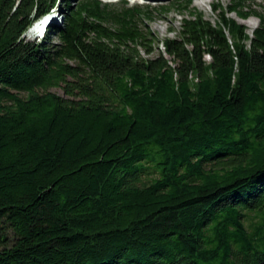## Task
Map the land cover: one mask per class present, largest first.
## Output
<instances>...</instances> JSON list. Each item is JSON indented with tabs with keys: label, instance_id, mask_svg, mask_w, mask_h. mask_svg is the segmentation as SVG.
<instances>
[{
	"label": "trees",
	"instance_id": "trees-1",
	"mask_svg": "<svg viewBox=\"0 0 264 264\" xmlns=\"http://www.w3.org/2000/svg\"><path fill=\"white\" fill-rule=\"evenodd\" d=\"M192 1L0 0V264H264V11Z\"/></svg>",
	"mask_w": 264,
	"mask_h": 264
},
{
	"label": "rangeland",
	"instance_id": "rangeland-1",
	"mask_svg": "<svg viewBox=\"0 0 264 264\" xmlns=\"http://www.w3.org/2000/svg\"><path fill=\"white\" fill-rule=\"evenodd\" d=\"M77 0H71L72 3L76 2ZM129 5L132 4H141V1H145L143 5H149L150 7H160V6H169L170 11L167 13H154V19L152 22H148V26L154 33L155 37L158 40H163L167 37H174L176 36L177 30L180 28V20L181 16L177 13L180 10L177 7L172 6L173 0H127ZM219 3L220 5H227L228 0H193L192 6L195 7L197 10L201 11L204 17L212 22H214L216 16L211 9L212 4ZM245 4L249 6L250 10L255 11H264V0H246ZM62 7H56L53 10V20L55 23H61V13L60 10ZM51 15V16H52ZM230 16L239 22H242L247 27V32L251 35L253 29H255L258 25V18L254 16H249L247 19H239L234 13H231ZM35 30V29H34ZM25 37L28 40H35L38 41L42 38H36L34 34L29 32V30L25 33ZM154 49L149 57H154L157 55V43L153 45ZM51 91L57 92L62 95V91L59 88H51ZM20 95H25V93L21 92Z\"/></svg>",
	"mask_w": 264,
	"mask_h": 264
},
{
	"label": "bare ground",
	"instance_id": "bare-ground-1",
	"mask_svg": "<svg viewBox=\"0 0 264 264\" xmlns=\"http://www.w3.org/2000/svg\"><path fill=\"white\" fill-rule=\"evenodd\" d=\"M53 15H49L44 17L43 19L39 20L38 22L35 23L34 27L30 30L31 33L41 31L45 28L47 22L49 21L50 18H52ZM35 29V30H34Z\"/></svg>",
	"mask_w": 264,
	"mask_h": 264
},
{
	"label": "clouds",
	"instance_id": "clouds-1",
	"mask_svg": "<svg viewBox=\"0 0 264 264\" xmlns=\"http://www.w3.org/2000/svg\"><path fill=\"white\" fill-rule=\"evenodd\" d=\"M48 15H49V14H48ZM45 16H47V15H45ZM45 16H43V18H44ZM40 19H41V18H40ZM37 21H38V20H37ZM35 22H36V21H35ZM35 22H34V23H35ZM53 22H54V21L51 20L50 23H49V25H50L51 23H53ZM49 25H48V26H49ZM48 26H47V27H48ZM29 31H30V30H29ZM32 34H34V35L36 36V38H38V39H39V38H43V37H41V36H38V35L36 34V32H33Z\"/></svg>",
	"mask_w": 264,
	"mask_h": 264
},
{
	"label": "water",
	"instance_id": "water-1",
	"mask_svg": "<svg viewBox=\"0 0 264 264\" xmlns=\"http://www.w3.org/2000/svg\"><path fill=\"white\" fill-rule=\"evenodd\" d=\"M51 20H52V18H50L48 22H50Z\"/></svg>",
	"mask_w": 264,
	"mask_h": 264
}]
</instances>
